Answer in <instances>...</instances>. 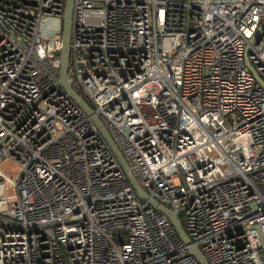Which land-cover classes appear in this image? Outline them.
Returning a JSON list of instances; mask_svg holds the SVG:
<instances>
[{"label":"built area","instance_id":"1","mask_svg":"<svg viewBox=\"0 0 264 264\" xmlns=\"http://www.w3.org/2000/svg\"><path fill=\"white\" fill-rule=\"evenodd\" d=\"M66 1L0 0V264H201L60 85ZM263 21L264 0L74 2L70 81L209 264H264Z\"/></svg>","mask_w":264,"mask_h":264},{"label":"water","instance_id":"2","mask_svg":"<svg viewBox=\"0 0 264 264\" xmlns=\"http://www.w3.org/2000/svg\"><path fill=\"white\" fill-rule=\"evenodd\" d=\"M74 2L75 0H67L65 5V10L63 14V31H62V56H61V69H60V78L59 83L64 88L65 92L74 100V102L79 105L93 120V122L100 129L101 133L104 135L112 150L118 157L121 165L123 166L125 172L128 175L130 183L134 187L135 191L138 195L143 199L151 203L154 207L158 208L162 213L167 215L170 220L173 222L176 227L181 239L190 245V253L194 255L201 264H209L206 256L199 248V245L194 243L189 237L188 233L184 229V226L181 222L180 211L173 210L168 206L159 202L155 197L151 196L137 181L136 177L133 175L131 168L128 165L126 157L123 152L114 141L111 136L109 130L99 117V115L95 112V109L91 105V103L83 96V94L79 93V91L73 86L70 81V77L68 74L70 60H71V39H72V25H73V11H74ZM264 29V21L260 25L256 38L259 37L260 32ZM253 71L256 73L255 69ZM258 78H261L257 75Z\"/></svg>","mask_w":264,"mask_h":264},{"label":"rangeland","instance_id":"3","mask_svg":"<svg viewBox=\"0 0 264 264\" xmlns=\"http://www.w3.org/2000/svg\"><path fill=\"white\" fill-rule=\"evenodd\" d=\"M54 19V17H50L49 18V20L52 22V20ZM15 165H13V164H11L10 162H5V164L3 165V169H4V171L8 174V175H10L11 177H13V178H18V176H19V171H18V169H16L15 167H14Z\"/></svg>","mask_w":264,"mask_h":264},{"label":"trees","instance_id":"4","mask_svg":"<svg viewBox=\"0 0 264 264\" xmlns=\"http://www.w3.org/2000/svg\"><path fill=\"white\" fill-rule=\"evenodd\" d=\"M79 91V93L83 94L81 90L77 89Z\"/></svg>","mask_w":264,"mask_h":264}]
</instances>
